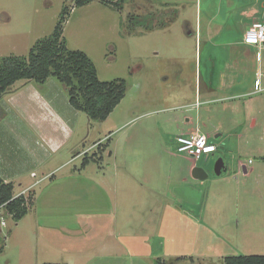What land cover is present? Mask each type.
Wrapping results in <instances>:
<instances>
[{"label": "rangeland", "instance_id": "374dc122", "mask_svg": "<svg viewBox=\"0 0 264 264\" xmlns=\"http://www.w3.org/2000/svg\"><path fill=\"white\" fill-rule=\"evenodd\" d=\"M183 2L192 22L196 0H91L80 7L75 0H0V67L4 58L27 57L38 41L50 37L66 9V47L88 56L99 81L126 83L124 97L104 121L75 110L54 76L43 83L18 80L1 96L0 172L8 174L13 195L24 192L29 207L17 222L0 210V264H198L201 258L223 264L221 257L264 255V238H253L250 224L243 223L249 213L264 218L263 207L226 206L214 217L216 230L209 226L210 208L205 220L200 213L211 194L216 201L211 190L219 177L218 159L228 168L222 175L255 188L252 173L244 177L241 170L236 176L231 169L238 160L258 168L261 155L251 148L240 157L234 143L223 147L213 135L217 150L196 162L209 177L196 181L193 159L178 151L184 115L211 109L221 125L230 115L221 106L194 108L196 72L201 88L209 80L217 86L222 65L211 68L204 60L203 42L201 65L196 61L199 45L195 56V40L182 29ZM150 20L156 29L146 32ZM169 92L188 95L185 103L192 110L185 113L181 97L166 101ZM184 185L203 192L199 205L176 194ZM238 196L248 204L258 201L230 187L224 203L236 204ZM137 214L155 219L156 231L147 241L114 230V218L139 220ZM222 219L228 220L226 234L217 233Z\"/></svg>", "mask_w": 264, "mask_h": 264}, {"label": "crops", "instance_id": "0c3cea01", "mask_svg": "<svg viewBox=\"0 0 264 264\" xmlns=\"http://www.w3.org/2000/svg\"><path fill=\"white\" fill-rule=\"evenodd\" d=\"M185 7V3L183 2L181 5V10H184V12L181 13V16H183L182 29L195 40V56L198 55L199 45V57L196 58V61L198 60L201 65L203 53H201L200 45L203 42L204 51L206 50L204 60H209L211 68L222 65L221 67L219 66L221 73L215 78L218 82L216 83L218 84L217 86L213 84V80H209L210 83L204 88H201L200 82L197 80L198 74L196 72L194 108L195 110H199L200 107L207 105L211 108L214 106L223 107L227 112V116L230 114L225 120L230 123L231 127L228 128L229 124H227L226 121H222L224 122L223 125L218 124L217 120H214L211 109H209L210 111L208 114L201 113L200 109V112L196 111L194 117L188 114L184 115L183 125L185 126V131L181 132L179 135L189 134L197 130L206 135L208 140L214 145L215 143L212 141L213 135L216 140H220L219 142L223 147L225 144L230 145L234 143V153L236 152L240 157L245 153L244 151L251 150L252 148L255 152L260 154V158H262L258 168H249L238 160L231 169L236 176L241 173V170V175H244V177L252 173L255 188H247V186L238 182L237 177L235 182L231 181L232 175H222L224 172H227L228 168L226 167L225 171L220 174L222 176L219 175L218 178L212 180L213 183L216 184V187L214 189L212 187L213 190H211V193L215 192L216 201L213 200L211 194L210 204H208L207 201L203 210H200V213L201 219L205 220V216H203L206 212L205 210L207 207L210 208L211 218L208 220L209 226L212 230H216L213 221L216 219L214 217L218 216L219 212L228 210L226 206H229V208L232 206L235 211H244L251 208L259 210L262 207L264 209V48L258 49L255 46L247 45L243 42L244 33L253 22H264V0H196L194 15H191L193 18L192 22H190V18H187L190 14L188 10L185 11ZM152 14L153 15L149 16L151 20L152 18L150 17L154 16V13ZM151 20L148 23L146 32L156 29V25L151 23ZM161 28L163 30L164 27H160L159 29ZM185 64L186 61L181 62V65ZM213 72H211V74ZM211 78H213V74ZM256 80L259 81L258 86L261 90L257 88ZM179 97H181L180 100L184 102L183 106L186 107L185 113L190 112L193 108L192 104L185 103L188 99V95L183 93L178 95L170 93L166 96V101L169 102L176 98L179 99ZM240 114H243V117L238 118ZM215 123L216 125H214ZM203 128H208L210 132H204ZM211 130L216 134H213ZM198 160H193L190 172L196 181H199L196 178L205 180L209 177L208 171L202 166H197L196 162H198ZM249 161L251 160H248L249 165L254 164V162L251 161L250 163ZM0 180L4 183H12L10 182L8 174L1 172ZM230 187H233L234 191H236L237 194H241V196H246L248 193L254 195V198L258 200L257 203L248 204L239 196L236 204L232 203L231 205L230 200L228 204L224 203L226 192L230 190ZM27 188H29V186ZM208 197L209 195H207V199ZM202 198L203 192H201V198L197 205L200 204ZM219 198L220 201H218ZM144 208H146V206ZM114 209L115 208H113L111 204L112 217H114V215H112ZM129 216L133 217V215ZM149 216L150 215H148V217ZM137 217L140 219H123L120 217V223L117 221V218H114V230L117 234H123V237L128 238L133 235H138L147 241L156 231L157 225H155V219L152 216L143 219L144 216L141 217L138 214ZM263 219L260 212L249 213L244 217L243 223H245V226L246 223L250 224L248 226L251 227L249 228V232L253 238L261 240L264 238V228L260 227ZM244 220H246V222H244ZM227 222L228 220L225 219L218 222L219 229H217V233L226 234L228 232V229H225L226 225H228ZM144 245L147 246L146 243H144ZM116 249L117 248H114L113 251L116 252ZM256 249H258V247H256ZM129 253L133 254L131 252ZM220 259L223 260L222 257ZM198 264L211 263L205 258H201Z\"/></svg>", "mask_w": 264, "mask_h": 264}, {"label": "trees", "instance_id": "16d2710c", "mask_svg": "<svg viewBox=\"0 0 264 264\" xmlns=\"http://www.w3.org/2000/svg\"><path fill=\"white\" fill-rule=\"evenodd\" d=\"M89 2L91 0H75V5L80 7ZM66 12V9L62 12L52 35L38 41L27 57L10 56L3 59L0 67V98L18 80L43 83L48 77L54 76L66 88L69 104L75 110L84 112L90 120L104 121L124 97L126 83L123 79L99 81L96 68L88 56L66 47L62 37ZM135 17L132 16L133 21ZM87 163L88 159L84 158L82 165ZM13 196V184L0 180V205H4L3 210L17 222L27 214L29 206L24 196ZM223 264H264V255L227 256Z\"/></svg>", "mask_w": 264, "mask_h": 264}, {"label": "built area", "instance_id": "2783aa9c", "mask_svg": "<svg viewBox=\"0 0 264 264\" xmlns=\"http://www.w3.org/2000/svg\"><path fill=\"white\" fill-rule=\"evenodd\" d=\"M243 42L247 45L255 46L258 49L264 48V22H253L250 27L245 31L243 36ZM259 81L256 80V86H258ZM176 142L178 143V151L185 153L193 160H198L203 156H208L209 154L216 151V146L212 144L206 135L198 132L197 130L189 133L182 134L176 137ZM23 196L24 192L18 193L13 196L16 198L18 196ZM4 205H0V210L3 209ZM5 222L1 220V225Z\"/></svg>", "mask_w": 264, "mask_h": 264}, {"label": "water", "instance_id": "95a60500", "mask_svg": "<svg viewBox=\"0 0 264 264\" xmlns=\"http://www.w3.org/2000/svg\"><path fill=\"white\" fill-rule=\"evenodd\" d=\"M225 171V166L222 159H218L214 166V172L217 176H219L222 172ZM201 180V178H196ZM176 194L181 198L183 201L197 204L201 198V192L197 189H194L190 186H180L175 189Z\"/></svg>", "mask_w": 264, "mask_h": 264}]
</instances>
